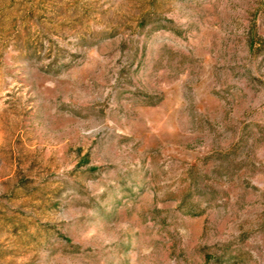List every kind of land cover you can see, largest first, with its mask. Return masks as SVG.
<instances>
[{
  "label": "rangeland",
  "instance_id": "1",
  "mask_svg": "<svg viewBox=\"0 0 264 264\" xmlns=\"http://www.w3.org/2000/svg\"><path fill=\"white\" fill-rule=\"evenodd\" d=\"M0 264H264V0H0Z\"/></svg>",
  "mask_w": 264,
  "mask_h": 264
}]
</instances>
